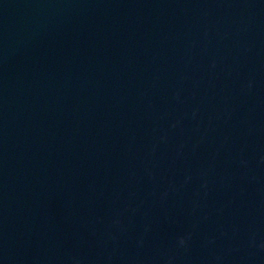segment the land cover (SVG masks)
<instances>
[{
    "label": "water",
    "instance_id": "1",
    "mask_svg": "<svg viewBox=\"0 0 264 264\" xmlns=\"http://www.w3.org/2000/svg\"><path fill=\"white\" fill-rule=\"evenodd\" d=\"M0 264H264V0H0Z\"/></svg>",
    "mask_w": 264,
    "mask_h": 264
}]
</instances>
